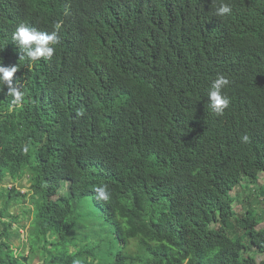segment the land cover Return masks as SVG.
<instances>
[{
    "label": "trees",
    "instance_id": "obj_1",
    "mask_svg": "<svg viewBox=\"0 0 264 264\" xmlns=\"http://www.w3.org/2000/svg\"><path fill=\"white\" fill-rule=\"evenodd\" d=\"M21 22L61 26L19 101L0 84V184L35 188L26 240L0 209V264H264V0H0V49Z\"/></svg>",
    "mask_w": 264,
    "mask_h": 264
},
{
    "label": "clouds",
    "instance_id": "obj_2",
    "mask_svg": "<svg viewBox=\"0 0 264 264\" xmlns=\"http://www.w3.org/2000/svg\"><path fill=\"white\" fill-rule=\"evenodd\" d=\"M231 12V6L228 3H220L216 9L215 15L218 17H226L230 15ZM16 26L17 27L14 29L11 39H9V48L0 49V84L3 87H6V90H8V92L12 94L17 101H19L20 93L18 89H20V87L26 88L22 83V76L19 73V69H21L19 62L25 64L27 68H31L35 64H42L41 58H43L49 59L47 60L48 64L54 58L53 54L55 50H57L55 44L59 43L58 30L61 25L57 23L55 25L56 31H53L51 33L39 31L34 27H30L24 24L23 22L16 24ZM229 85L230 81L226 77L219 76L212 82L207 93L208 109L211 108L212 111L217 115H220V117L229 104L228 98L222 95V90H228ZM77 115L82 116L83 112H78ZM249 141L250 138L248 135H244L241 137L242 143L247 144ZM25 153L26 151L24 149V154ZM261 176L264 177V175ZM22 180L25 181L22 183ZM261 185H263V182ZM34 189V183L30 177V172L28 170L23 171L22 174L15 179H12L10 177L5 179L0 184V200H2L3 202L2 206H4V208H6L9 213V208L12 209L17 205L15 204V202L18 198H23L24 200L28 198L32 199V197L35 195ZM23 190L25 192H22ZM12 191H15L18 194L16 195V201L8 202L7 195H9ZM95 193L99 200L108 201L110 199V193L107 190V185L96 187ZM262 197L264 196L262 195ZM9 214L18 215L14 211ZM31 216H34L33 212L29 213L28 211L23 218L25 224L30 223V229L28 230L27 235L31 231V224L34 220H30ZM6 220H9V222H7ZM2 221H5L7 226L9 224H11L12 226V223L19 221V219L13 221V219L4 217V220ZM261 222H264V220H262ZM12 228L13 227H11V229ZM20 228H25V226L19 227V229ZM17 232L20 234L19 231Z\"/></svg>",
    "mask_w": 264,
    "mask_h": 264
},
{
    "label": "rangeland",
    "instance_id": "obj_3",
    "mask_svg": "<svg viewBox=\"0 0 264 264\" xmlns=\"http://www.w3.org/2000/svg\"><path fill=\"white\" fill-rule=\"evenodd\" d=\"M24 181L25 180H22L21 182L23 183ZM262 182H263V176L260 177V179L258 181V184H257V187H259L262 184ZM241 188L244 189L245 188V185L242 186ZM250 190L252 192H254L255 187H251ZM22 192H25V191L23 190ZM237 193H239V192H237ZM237 193L235 191L232 192V194H231L232 197L234 198L235 196H237L238 195ZM244 198H245V196H244ZM238 201H235L233 203V208L238 213H240V212H243L245 210V206H247L248 204L247 203H244V202L243 203H240ZM263 201H264V197L260 196V202H263ZM15 204H17V205L14 206L12 209L9 208V213H11L12 211H14L16 214H18V215H16V217H17V219L19 218V221H16V222H13L12 223L14 226L12 225L13 228L11 230L14 231V232L19 231L20 232V237L18 239H24L25 238V240H26L27 232L30 229V226H29L30 223L29 224H25V221L23 220V214L22 213L24 211H26L28 208H29L28 209L29 213H32L33 212V209L30 207L31 201H30V198L25 199V200L23 198H18L17 201L15 202ZM2 205H3V202H2V200H0V206H1L0 209L1 210L4 209V206H2ZM260 207L264 209V206L263 205H261ZM33 218H34V216H31L30 217V220L32 221ZM6 221L9 222V220H6ZM22 226H25V228H20L19 229V227H22ZM262 227H264V222H260V225L257 227V229H261ZM18 239L16 238V242H15L16 245H19ZM24 253H25V256H27L29 254L28 249L27 250L25 249ZM32 264H42V263L39 262V260L37 259V260H34Z\"/></svg>",
    "mask_w": 264,
    "mask_h": 264
}]
</instances>
